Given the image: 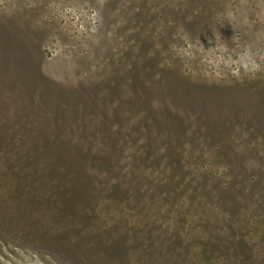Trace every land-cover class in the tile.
Listing matches in <instances>:
<instances>
[{"label": "rangeland", "instance_id": "obj_1", "mask_svg": "<svg viewBox=\"0 0 264 264\" xmlns=\"http://www.w3.org/2000/svg\"><path fill=\"white\" fill-rule=\"evenodd\" d=\"M59 232L264 264V0H0V264H70Z\"/></svg>", "mask_w": 264, "mask_h": 264}, {"label": "trees", "instance_id": "obj_2", "mask_svg": "<svg viewBox=\"0 0 264 264\" xmlns=\"http://www.w3.org/2000/svg\"><path fill=\"white\" fill-rule=\"evenodd\" d=\"M55 238L59 239V243L57 244L55 243V246L62 249L59 253L60 255V259L65 261L67 263V261H70V264H81V263H85V258L83 256V254L81 252H78L75 247L72 240L67 242L65 239H63V235H66L64 233H58V234H54ZM72 258V259H71ZM69 259V260H66ZM93 262V261H92ZM88 264V263H85Z\"/></svg>", "mask_w": 264, "mask_h": 264}]
</instances>
